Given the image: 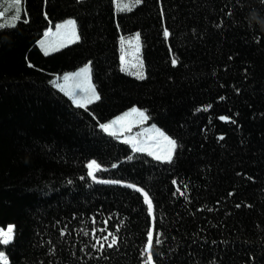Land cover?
Instances as JSON below:
<instances>
[{"label":"trees","instance_id":"16d2710c","mask_svg":"<svg viewBox=\"0 0 264 264\" xmlns=\"http://www.w3.org/2000/svg\"><path fill=\"white\" fill-rule=\"evenodd\" d=\"M0 11V226L14 225L0 264H264V0ZM67 17L79 39L45 52ZM135 31L141 78L121 67L120 37ZM88 61L99 97L81 106L55 78ZM135 106L174 138L171 160L104 129ZM127 183L154 206L151 258L148 200Z\"/></svg>","mask_w":264,"mask_h":264},{"label":"rangeland","instance_id":"374dc122","mask_svg":"<svg viewBox=\"0 0 264 264\" xmlns=\"http://www.w3.org/2000/svg\"><path fill=\"white\" fill-rule=\"evenodd\" d=\"M140 0H116L118 10L130 9L136 6ZM3 15V11H0ZM79 39L77 20L67 17L55 25L53 31L43 36L40 40L41 48L47 52H53L67 44ZM121 47L124 52L121 67L124 71L139 78L145 76L144 59L142 56V41L139 31L132 34H122ZM58 85L70 90L78 104H88L99 97L98 90L92 80V65L88 61L76 70L63 73ZM106 131H124L133 140H137L142 151L147 152L159 160H171L176 149V141L166 131L155 123L148 122V114L145 109L138 106L129 108L113 117L105 123ZM111 133V132H110ZM116 134V133H115ZM96 164H91L89 169L92 176ZM149 201V198H146ZM151 208V205H150ZM14 225L7 228L0 226V242L8 243L13 239ZM0 261L7 262L8 256L0 252Z\"/></svg>","mask_w":264,"mask_h":264},{"label":"crops","instance_id":"0c3cea01","mask_svg":"<svg viewBox=\"0 0 264 264\" xmlns=\"http://www.w3.org/2000/svg\"><path fill=\"white\" fill-rule=\"evenodd\" d=\"M52 31V30H51ZM51 33V32H50ZM40 44V43H39ZM65 90L74 98V99H76L72 94H71V92H70V90L69 89H67V88H65Z\"/></svg>","mask_w":264,"mask_h":264}]
</instances>
